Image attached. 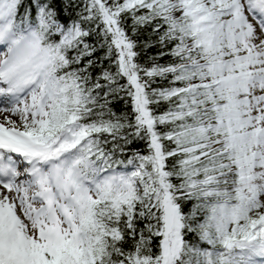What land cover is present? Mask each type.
<instances>
[{
    "label": "snow or ice",
    "instance_id": "6c2138e0",
    "mask_svg": "<svg viewBox=\"0 0 264 264\" xmlns=\"http://www.w3.org/2000/svg\"><path fill=\"white\" fill-rule=\"evenodd\" d=\"M0 264H264V0H0Z\"/></svg>",
    "mask_w": 264,
    "mask_h": 264
},
{
    "label": "rangeland",
    "instance_id": "374dc122",
    "mask_svg": "<svg viewBox=\"0 0 264 264\" xmlns=\"http://www.w3.org/2000/svg\"><path fill=\"white\" fill-rule=\"evenodd\" d=\"M3 116H4V114L3 113H0V120L3 119Z\"/></svg>",
    "mask_w": 264,
    "mask_h": 264
}]
</instances>
